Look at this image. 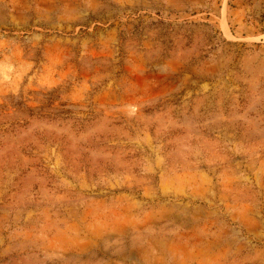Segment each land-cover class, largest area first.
Wrapping results in <instances>:
<instances>
[{
    "label": "rangeland",
    "instance_id": "374dc122",
    "mask_svg": "<svg viewBox=\"0 0 264 264\" xmlns=\"http://www.w3.org/2000/svg\"><path fill=\"white\" fill-rule=\"evenodd\" d=\"M0 264H264V0H0Z\"/></svg>",
    "mask_w": 264,
    "mask_h": 264
}]
</instances>
